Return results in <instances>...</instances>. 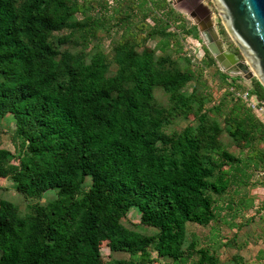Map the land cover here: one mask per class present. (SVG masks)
<instances>
[{
	"label": "trees",
	"instance_id": "1",
	"mask_svg": "<svg viewBox=\"0 0 264 264\" xmlns=\"http://www.w3.org/2000/svg\"><path fill=\"white\" fill-rule=\"evenodd\" d=\"M112 2L0 0V178L22 197L0 196V264H225L188 223L218 229L254 206L264 121L206 46L192 61L197 26L171 1Z\"/></svg>",
	"mask_w": 264,
	"mask_h": 264
},
{
	"label": "rangeland",
	"instance_id": "2",
	"mask_svg": "<svg viewBox=\"0 0 264 264\" xmlns=\"http://www.w3.org/2000/svg\"><path fill=\"white\" fill-rule=\"evenodd\" d=\"M170 4L175 7V9L181 12L185 18L186 22L189 25L194 24L193 18H191L188 13H186V7L182 6L176 0H169ZM206 7H208L213 17L214 15V6L210 0H200ZM109 3H113L112 0H109ZM218 25V29L221 32L222 25L218 17H215ZM148 21L151 23L150 19ZM221 36L228 43V47L235 49V45L231 41L230 37L226 32L221 33ZM108 40H105V45L108 47ZM152 45V43H149ZM182 44L184 50L192 58V61L196 64L202 63V57L204 53V42L201 39L194 38L191 35H185L182 39ZM218 66V65H217ZM217 66H205L203 71V77L207 80L209 85V91L211 93L212 99L220 97L225 90V86L220 84V77L217 73ZM242 77V76H241ZM254 76H252L253 78ZM243 78V77H242ZM251 79L243 78L242 83L250 85ZM191 84L185 88V91H189ZM158 93V92H157ZM208 104L212 103V100L207 102ZM185 124L186 120H181L178 124ZM4 127V126H3ZM11 127L13 124L11 123ZM2 145L5 148L14 151V146L7 135H2ZM248 195H252L254 200V206L249 210L241 211L234 219L236 223H243L242 226L237 227V225L230 226L231 216H227V211L224 210L222 215H225L226 222L220 219L216 223L218 224V229L214 228L215 224L211 223L212 230L209 226H201L195 223H188V230L196 233L201 241H208L212 245L216 246L221 261L225 264H264V207L261 206L264 202V187H255L248 189ZM47 195H53V191H48ZM0 196L6 197L11 201H22V197L16 192L12 181L7 178H0ZM127 218L131 219L133 222L139 221V215L134 210L131 209ZM248 219V221H247ZM237 231V237L235 245H221L224 242L231 239L233 233ZM233 243V242H232ZM239 245V247H238ZM101 252L104 259H107L110 255L108 247L104 246L101 248ZM237 254L239 257L235 256ZM237 259V261H235ZM240 261V262H239ZM167 262L166 258H160L156 260L154 264H161Z\"/></svg>",
	"mask_w": 264,
	"mask_h": 264
},
{
	"label": "water",
	"instance_id": "3",
	"mask_svg": "<svg viewBox=\"0 0 264 264\" xmlns=\"http://www.w3.org/2000/svg\"><path fill=\"white\" fill-rule=\"evenodd\" d=\"M210 1L215 17L219 18L236 49H229L216 18L202 2H199L202 14L197 15L186 8V13L197 26L200 39L221 71L247 79L254 76L264 88V0Z\"/></svg>",
	"mask_w": 264,
	"mask_h": 264
},
{
	"label": "built area",
	"instance_id": "4",
	"mask_svg": "<svg viewBox=\"0 0 264 264\" xmlns=\"http://www.w3.org/2000/svg\"><path fill=\"white\" fill-rule=\"evenodd\" d=\"M230 90L235 94V97L243 99L248 107L262 120L264 121V102L259 101L257 97L251 93V86L249 85L245 89L235 90L233 87Z\"/></svg>",
	"mask_w": 264,
	"mask_h": 264
},
{
	"label": "flooded vegetation",
	"instance_id": "5",
	"mask_svg": "<svg viewBox=\"0 0 264 264\" xmlns=\"http://www.w3.org/2000/svg\"><path fill=\"white\" fill-rule=\"evenodd\" d=\"M177 1L182 6L193 10L197 15H199L200 13L202 14V7L201 4H199L200 0H177ZM229 49L231 48L229 47ZM235 49H231V50H235Z\"/></svg>",
	"mask_w": 264,
	"mask_h": 264
}]
</instances>
